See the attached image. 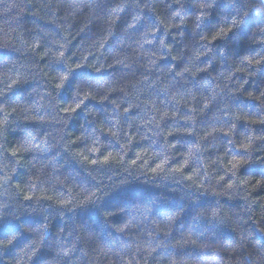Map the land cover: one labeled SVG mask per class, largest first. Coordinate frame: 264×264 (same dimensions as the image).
<instances>
[{
  "label": "trees",
  "instance_id": "trees-1",
  "mask_svg": "<svg viewBox=\"0 0 264 264\" xmlns=\"http://www.w3.org/2000/svg\"><path fill=\"white\" fill-rule=\"evenodd\" d=\"M0 264H264L262 0H0Z\"/></svg>",
  "mask_w": 264,
  "mask_h": 264
},
{
  "label": "snow or ice",
  "instance_id": "snow-or-ice-1",
  "mask_svg": "<svg viewBox=\"0 0 264 264\" xmlns=\"http://www.w3.org/2000/svg\"><path fill=\"white\" fill-rule=\"evenodd\" d=\"M262 6H264V0H262ZM61 85H57V87H60ZM79 105H77V107H78ZM72 111H75L76 109L75 108H73V109H71ZM104 163H108V158L107 157H105V159H104V161H103ZM92 163L93 164H95L96 163V161H92ZM133 163H135V161H133ZM155 171V170H154ZM25 199H31V197H25Z\"/></svg>",
  "mask_w": 264,
  "mask_h": 264
}]
</instances>
